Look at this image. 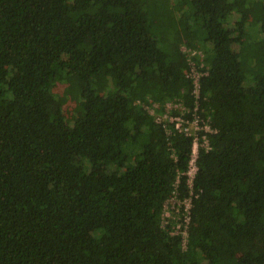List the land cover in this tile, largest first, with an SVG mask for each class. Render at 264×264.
<instances>
[{"label": "trees", "instance_id": "16d2710c", "mask_svg": "<svg viewBox=\"0 0 264 264\" xmlns=\"http://www.w3.org/2000/svg\"><path fill=\"white\" fill-rule=\"evenodd\" d=\"M0 264H264V0H0Z\"/></svg>", "mask_w": 264, "mask_h": 264}, {"label": "built area", "instance_id": "2783aa9c", "mask_svg": "<svg viewBox=\"0 0 264 264\" xmlns=\"http://www.w3.org/2000/svg\"><path fill=\"white\" fill-rule=\"evenodd\" d=\"M183 50L188 54V63L191 67V71L189 76L193 78L194 83L196 85L195 92H199V80L201 75H207L208 72L199 71V67L204 68V58L203 53L201 51H196L186 46H183ZM199 55L200 65L197 66V62L194 59V56ZM137 103L141 104L144 109L154 118L155 121L162 123L163 126L168 130L171 124L174 125L175 130L178 132L184 133L187 136H192L194 138L193 147H192V159L190 161V168L188 171L189 185L192 186V180L194 178L195 173L197 172L196 161L199 155L200 148L210 149V142L208 138V134H212L216 132V129L211 126L210 118L204 119L199 114L198 105L194 108L193 111L189 110L184 103H166L161 104L159 102L148 101L144 102L138 100ZM174 110L180 111V114L175 115L173 113ZM191 112V117H186V113ZM169 203H172L169 206ZM192 205L191 199H184L183 201H179L177 198L172 197L165 204V213L166 217H174L176 219V224L174 226L175 233L181 234L183 237V243L186 245L188 241V228L190 224V209ZM181 206L185 208L184 219H180L179 216L173 215V212L179 213ZM171 207V210H169ZM166 209L169 210L166 212ZM174 209V210H173ZM179 215V214H178Z\"/></svg>", "mask_w": 264, "mask_h": 264}, {"label": "rangeland", "instance_id": "374dc122", "mask_svg": "<svg viewBox=\"0 0 264 264\" xmlns=\"http://www.w3.org/2000/svg\"><path fill=\"white\" fill-rule=\"evenodd\" d=\"M64 89H65V85L64 84H59L56 87L57 92H63ZM74 107H75V102L74 101H71L70 100V101H68L66 103L65 109H66V112H67L68 116H71L72 115L73 110H74ZM171 205H172V203H169V206H171ZM169 208H170L169 210H171V207H169ZM169 210L166 209V212H168Z\"/></svg>", "mask_w": 264, "mask_h": 264}]
</instances>
